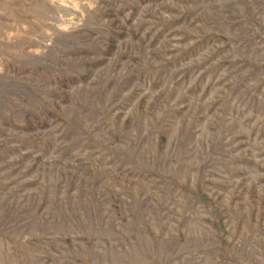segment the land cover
<instances>
[{"label": "rangeland", "instance_id": "rangeland-1", "mask_svg": "<svg viewBox=\"0 0 264 264\" xmlns=\"http://www.w3.org/2000/svg\"><path fill=\"white\" fill-rule=\"evenodd\" d=\"M0 264H264V0H0Z\"/></svg>", "mask_w": 264, "mask_h": 264}]
</instances>
